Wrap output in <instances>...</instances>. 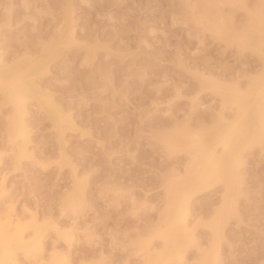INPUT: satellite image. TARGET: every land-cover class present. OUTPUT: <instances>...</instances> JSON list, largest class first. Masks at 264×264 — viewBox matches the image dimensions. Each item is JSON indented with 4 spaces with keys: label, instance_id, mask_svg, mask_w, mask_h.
I'll use <instances>...</instances> for the list:
<instances>
[{
    "label": "rangeland",
    "instance_id": "rangeland-1",
    "mask_svg": "<svg viewBox=\"0 0 264 264\" xmlns=\"http://www.w3.org/2000/svg\"><path fill=\"white\" fill-rule=\"evenodd\" d=\"M263 8L264 0H0L4 59L23 66L46 59L34 85L75 123L61 133L36 91L29 92L28 154L17 161L13 150L22 138L10 139L14 105L0 87V225L21 220L32 234L35 212L46 224L39 254L46 263L144 264L145 243L164 247L155 233L168 183L189 162L172 141L208 130L226 109L211 82L246 89L263 69L261 53L208 27L220 21L233 33L253 31L251 17ZM67 22L75 42L62 34ZM241 160L218 240L209 223L224 184L191 195L188 264L216 243L220 264H264V145L246 144ZM75 175L86 189L72 205ZM15 256L31 264L21 249Z\"/></svg>",
    "mask_w": 264,
    "mask_h": 264
},
{
    "label": "bare ground",
    "instance_id": "bare-ground-1",
    "mask_svg": "<svg viewBox=\"0 0 264 264\" xmlns=\"http://www.w3.org/2000/svg\"><path fill=\"white\" fill-rule=\"evenodd\" d=\"M212 18L214 17L212 16ZM220 19L223 22L222 17ZM251 23L254 26L253 31L243 30L235 33L229 31L220 21H213L208 27L219 33L226 32L227 37H230L229 40H238L242 48H251L261 53L263 69L260 74L249 80L246 89H243L236 81L223 83L214 80L211 82L210 87L221 91L223 101H225L224 109H226H222L215 125L208 130L172 141L173 149L184 147L187 150L190 154L189 162L188 160L184 162L187 163L184 173L175 175L168 183V199L166 206L164 205L165 208L163 211L161 210V213H164L161 214L162 219L158 220L162 222H159L161 223L160 227L155 233L164 240V247L156 250L155 247H152L154 244L150 246L149 242L145 243L143 247L146 249L142 254L146 257L144 264H165L173 257H177L179 264H188L185 253L192 234L188 221L191 206L189 205L190 197L197 190L222 182L224 184L222 205L209 223L218 240L223 233L224 216L231 204L234 203V197L238 191L242 150L248 143L264 145V49L262 47L264 43V8L261 13L252 15ZM62 34L63 36L65 34L71 42L77 40L70 22H67ZM32 68L36 69L32 71ZM45 69H47V60L44 58L36 59L31 64L24 66L19 61L8 63L4 59V50L0 48V87L5 91L6 98L14 105L13 112L9 117L10 139L22 138V143L13 150L17 161L28 154L29 135L25 115L27 113L26 99L29 97V92L36 91L35 96H38L43 104L50 109L51 118L61 133L67 127H75L72 115L64 113L61 106L51 96H44L40 91L39 84L34 85L35 72ZM85 189L86 184L75 175L74 186L67 195L68 202L72 205L81 202L85 198ZM132 202H134L133 197ZM72 211L74 212V210ZM74 214H76V210ZM31 215L28 225L33 228V232L29 235L25 233L26 226L21 220L14 221L11 218H6L0 225V264H20L15 256L17 249L23 251L24 256L30 259L31 264L63 263V260L60 263L57 259L49 263L43 262L39 254L47 234L46 224L40 222L35 212H32ZM73 221L75 225L76 220ZM72 227L65 230L67 234L70 233ZM74 237L76 239V236ZM198 248L200 251L201 245ZM205 248L206 245L201 251ZM198 264H220L217 243L212 249L202 253Z\"/></svg>",
    "mask_w": 264,
    "mask_h": 264
}]
</instances>
